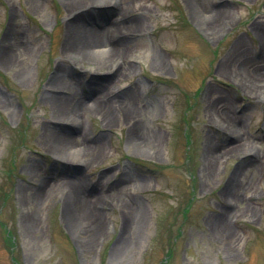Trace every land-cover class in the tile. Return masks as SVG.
<instances>
[{
    "label": "rangeland",
    "instance_id": "1",
    "mask_svg": "<svg viewBox=\"0 0 264 264\" xmlns=\"http://www.w3.org/2000/svg\"><path fill=\"white\" fill-rule=\"evenodd\" d=\"M0 264H264V0H0Z\"/></svg>",
    "mask_w": 264,
    "mask_h": 264
},
{
    "label": "bare ground",
    "instance_id": "2",
    "mask_svg": "<svg viewBox=\"0 0 264 264\" xmlns=\"http://www.w3.org/2000/svg\"><path fill=\"white\" fill-rule=\"evenodd\" d=\"M102 4V2H101ZM104 4V3H103ZM203 7V6H202ZM110 12V11H109ZM111 13V12H110ZM113 13V12H112ZM208 13V12H207ZM206 13V14H207ZM79 16H76V18ZM209 14H207V18L208 19ZM131 28L132 23L130 24H123V23H115L112 25V29H111V37L110 40L108 39H100L99 38V32L96 29H88L85 25L82 24H77L76 26L72 27L71 29L73 30V32L76 33V39L82 40L83 42L79 45H74L72 46L71 50L73 51H77V50H83L88 48L89 50H96L98 52L99 55V60L100 62L105 63L108 60L114 59L117 56V49L113 46V43H119L121 42L120 40L123 39L121 38L119 35L121 34V29L122 28ZM134 29V28H133ZM105 48L104 51H102L101 48ZM95 53V52H93ZM118 69V67H117ZM116 69V70H117ZM93 88H96L95 85ZM67 101V99L65 100V102ZM105 102V103H104ZM68 103V101L66 102ZM81 102H77L75 107H69L68 110L70 111L71 114V118L74 124H79V117H78V110L79 108H81ZM113 104V101L110 100H104L103 102H99L98 104H94L95 108H97V110H99L100 108H102V110H104L106 113L108 112V110L105 107L110 108ZM94 108V109H95ZM72 123V124H73ZM54 147L58 148V149H64V148H71V140L67 139V138H62L60 141L57 142V144L54 145ZM95 149L92 150V148H90L89 146H86L85 148H81L80 151H77L76 153H78L79 158H86V157H92L93 156V151ZM232 184L233 186H237L238 182L236 179L232 180ZM66 200L68 201L70 208V214L74 215L76 214L79 218H81L82 215V210L85 208V199H84V195L81 194L78 190V188H76V186H71L68 190V194L66 196ZM125 203H127L125 201ZM80 213V214H79ZM96 224L94 223V226ZM83 233H87L89 231L88 227H84L83 228ZM125 245V239L123 237H121L119 239V241L116 244L114 253H119L122 249L123 246Z\"/></svg>",
    "mask_w": 264,
    "mask_h": 264
}]
</instances>
